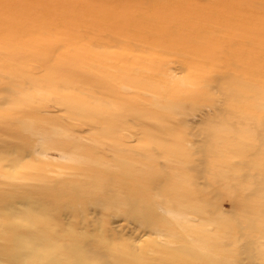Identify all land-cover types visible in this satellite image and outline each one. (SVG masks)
<instances>
[{"label":"bare ground","instance_id":"6f19581e","mask_svg":"<svg viewBox=\"0 0 264 264\" xmlns=\"http://www.w3.org/2000/svg\"><path fill=\"white\" fill-rule=\"evenodd\" d=\"M123 1L149 20L165 9L176 18H217L184 0ZM228 14L235 16L217 13ZM218 30L230 29L179 36L169 53L159 47L160 34L95 37L76 47L77 59L66 56L62 67L32 70L14 67L19 53L0 46V107L7 106L0 109V264H228L233 255L264 264V164L252 158L264 151V37L214 35ZM175 70L185 76L177 78ZM204 108L250 117L199 121L212 132L219 125H246L237 149L251 153L240 152L251 171L243 178L249 197L240 206L249 210L242 219L226 221L218 207L223 185L216 180L224 172L218 177L213 164L219 166L216 159L224 154L217 147L222 141L204 136L208 143L197 144L191 155L176 129ZM49 109L65 113L52 118ZM149 126L164 137L152 136ZM84 127L94 137L81 136ZM138 138L139 147L129 145ZM208 169L211 190L203 185ZM227 200L237 208L236 196ZM112 218L132 229L115 230Z\"/></svg>","mask_w":264,"mask_h":264},{"label":"rangeland","instance_id":"374dc122","mask_svg":"<svg viewBox=\"0 0 264 264\" xmlns=\"http://www.w3.org/2000/svg\"><path fill=\"white\" fill-rule=\"evenodd\" d=\"M183 2H186L185 5H188L189 3L197 5V7H194L196 10L203 9L204 7L206 13L215 12L217 18L190 17L187 15H181L176 18V16H171L168 9H165L164 16L149 20L139 15L134 4L126 3L130 5L127 6L124 4L123 0H0V46H8L11 49L15 48L17 53H19L20 57H18L19 59L17 61L19 65L14 67H30V70H32L37 67H62L66 56L76 58V47H82L95 37H98V39H107V36L121 38L123 35L139 33L140 36H155V38H157L160 34L163 39V44L159 47H168L167 53L171 52L178 46V42H176L178 40L177 37L187 36L190 33L198 35L201 30L209 31L211 29L225 27L230 30H218L213 34L220 35L225 32L244 39L264 37V16L257 14L261 11L259 7V5L261 6V3L264 7V0H184ZM167 4L172 6L173 2H167ZM228 12L235 13V16L230 18L229 14L227 17H220L217 15V13ZM239 12H243V14H240ZM126 13L129 14L127 15ZM252 13H254V15H252ZM97 15L99 18H97ZM226 21L229 22L228 27L223 23ZM6 26H11L12 29L10 28V30ZM96 28H99L98 31H96ZM136 30H138V32ZM207 35H209V33ZM1 36L7 38L3 40L1 39ZM11 37L12 40L9 39ZM162 39H160V41H162ZM5 42L11 43L9 44ZM244 42L246 43L247 50L253 48V46L247 43V41ZM41 52H44L42 54L47 55L48 59L45 60V62L39 60V53ZM147 53L148 55L152 54V52L149 51H147ZM57 58L62 59V62L55 63ZM79 59H82L83 61L85 60L83 58ZM87 60L88 59L84 61V65L87 64ZM3 63L4 60L0 57V69L4 68L2 67ZM169 67L176 66L171 65ZM208 69L223 71L226 67H204V70L207 72H209ZM172 72L177 75V78L185 76L180 70ZM33 73H36V71ZM35 75L39 77L40 73ZM6 108V105L0 107L2 110H6ZM208 110V108H204L202 112H196V116L184 117L185 119L189 118L187 120V126H178L176 129H178L179 134L187 139L188 143L186 144L185 142V146H188L187 149L191 155L194 153L197 144L207 142L202 140L204 136L209 138L211 142L214 141L215 137V140L218 138V142L222 141L217 143V147L221 149L224 154L220 159H216L219 166H215L217 165L216 163L213 164L214 168L216 167L217 169H215L216 171H214V173H218V177L221 174L217 171L224 172V174H222L223 176H221L222 180H216L218 181V184L221 183L223 185V187L218 189V194L221 197L218 207L223 211V216L227 219L226 221H233L234 219L239 218L242 219L246 215L245 211L249 210L243 209L240 206L246 204V197H249L247 196L248 192L245 189L247 181L245 182L243 178L251 171L250 168L241 161L244 160L242 154L247 155L250 152L248 149L243 151H238L237 149L242 148L243 141L241 140V131L246 129V125L243 124L244 127H242L241 130L237 129L236 125L233 127L219 125L217 132H212L207 129L206 125H199V121H205L206 119H211L213 121L225 119L240 121L249 120L250 117L240 114L220 116L217 113H208ZM64 113L65 112L62 113L61 111L57 112L54 109H49L47 114L50 117L55 118L56 116L63 117L62 114ZM182 117L183 115L175 116V118ZM253 118L261 117L260 114H256ZM146 120L152 121V119ZM238 127L240 128L241 126L238 125ZM147 130L152 136L164 137L162 131L155 130L151 128V126H149ZM186 130L188 132H186ZM231 130H235L236 132L239 131V133H232ZM22 134L27 139H30L31 137L29 132ZM80 134L81 136L94 137L93 131H87L85 127ZM158 141L163 144H170L167 143V141H164L163 138ZM129 145L139 147L141 141L138 138L137 140L131 141ZM50 157L57 156L53 154ZM197 157H199V155L196 153V155L194 154L191 158L196 159ZM252 158H261L260 160L263 161L264 164V151L259 152L257 157L255 156ZM248 159L250 160L251 158L249 157ZM209 161H211V159H209ZM209 171L210 170L208 169L207 172H205L207 178H204L203 185L211 190L213 184L210 182L211 178L209 177L211 176ZM253 172H255V170ZM224 176L227 177V179H225L226 181H224ZM236 177L237 179L234 180ZM241 187H243L244 190H241ZM223 192L226 194L224 193L223 195ZM230 196H236L238 206L235 209L231 208V202L230 200H227ZM256 201L257 200L254 198L252 203L255 205ZM259 210L260 209L258 208H251V211L255 214H258ZM111 221V226L114 227V229L116 228L115 230L121 231L124 234L132 229L131 225H126V222H123L120 219L112 218ZM118 226L121 227L119 228ZM137 233H141V230H138ZM137 233L135 232V234ZM241 242L242 240H239L235 243L236 249L240 247ZM234 259L241 260L240 263L238 262L239 264H248L247 260H243L241 257H236L235 255H233V258L230 257V261L227 260V263L236 264L233 262ZM223 262L225 264V260H223Z\"/></svg>","mask_w":264,"mask_h":264}]
</instances>
